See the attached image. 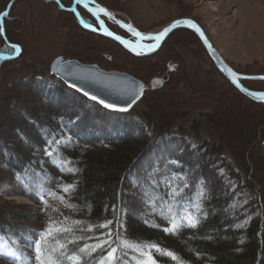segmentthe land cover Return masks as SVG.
I'll use <instances>...</instances> for the list:
<instances>
[{
    "label": "trees",
    "instance_id": "trees-1",
    "mask_svg": "<svg viewBox=\"0 0 264 264\" xmlns=\"http://www.w3.org/2000/svg\"><path fill=\"white\" fill-rule=\"evenodd\" d=\"M11 1L5 0L0 16ZM60 1L67 6L66 1ZM11 12L3 19L4 34L0 20V53L9 55L15 53L9 44L24 50L23 44L9 36ZM62 12L71 16L82 35L97 36L82 28L72 12ZM179 31L192 34L201 44L191 31ZM98 38L116 45L134 65L142 62L152 66L168 43L154 55L134 56L116 42ZM21 57L0 58V181L10 183L32 200L38 198L42 214L0 202V240L5 245L16 242L24 254L19 264L35 260L33 249L25 241L43 231L49 218L73 228L79 239L68 246L70 250L95 244L97 238L128 240L172 251L183 264H264V129L254 124L247 133L240 125L239 136H232L221 124L222 108L232 102L230 97L243 100V107L253 111L264 112V103L244 96L212 64L225 81V91L211 85L203 89L201 95L213 101V111H201L190 126L184 121L190 120V111L185 109L191 101H179L172 93L165 95L157 107L156 101L145 111L134 108L127 113L113 112L69 88L49 69L38 70L32 65L30 71L8 70ZM110 57L106 56L112 60ZM255 62L229 64L243 75L264 74L263 67ZM163 63L165 70L150 75L148 80L137 74L136 67L127 70L113 63L121 70L108 63H103L106 67L97 64L106 71L129 73L145 84L163 76L165 87L176 70ZM14 73H18L16 77ZM242 83L255 90L250 85L264 81ZM155 92L148 91L151 95ZM146 97L147 92L140 101ZM167 97L169 101H165ZM204 126L208 132L201 129ZM68 185L73 186L71 191L63 192ZM171 188L179 192L176 200L185 209H193L191 202L203 197V215L196 228L185 227L175 235L163 231L168 223L160 213L172 201ZM40 190L48 200L47 210L40 200ZM48 193L63 196L64 203ZM237 202L239 206L233 208ZM105 221H112L108 229L96 227ZM242 223L244 227H236ZM89 226L91 231L87 230ZM108 231L111 237L106 235ZM126 251L122 264H128L130 255L136 254ZM100 255L98 250L83 256L82 264H97ZM162 262L176 264L167 256ZM0 264L14 262L0 258Z\"/></svg>",
    "mask_w": 264,
    "mask_h": 264
},
{
    "label": "rangeland",
    "instance_id": "rangeland-1",
    "mask_svg": "<svg viewBox=\"0 0 264 264\" xmlns=\"http://www.w3.org/2000/svg\"><path fill=\"white\" fill-rule=\"evenodd\" d=\"M64 1L67 2V6L62 3L65 7L68 9L75 7L84 19L89 21V18L92 17L85 9L74 6L73 0ZM99 1L119 12L124 20H129L136 28L144 32H158L176 19H193L200 25L227 63L236 66L238 64L249 65L258 61L255 63L263 67L261 72L264 73V0ZM4 2L5 0H0L1 8ZM10 12L13 21L8 24L9 36L12 40L20 42L24 46L23 50L21 46L16 45L20 49L19 53L22 54V57L19 61L9 65L8 70L10 71H15V68H20L23 72L30 71L32 65L38 70H47L55 59L63 57L66 60H77L85 65L108 63L113 68L121 70L136 67L137 74L148 80L150 75L152 76L154 73L159 75L163 72L165 70V63L163 62H166L169 63L170 70H176L171 80L165 87H162L164 83L163 76L154 78L148 81L147 84L142 81L145 84L143 94L147 92V97L144 101L137 103L135 110L145 111L150 104H154L156 101L158 103L155 107H157L165 95L172 93L177 95L179 101L186 103L191 101L192 103L185 109L190 111L189 114L187 113L190 120L184 121L188 126L191 125L194 119L199 118L201 111H213V101L201 95L203 89L211 85L215 89L225 91V81L216 74L213 69L214 64L206 54L204 47L188 32H176L177 30L176 33L173 32L170 35L171 38L169 37L162 45L164 46L168 41L162 55L155 58L156 63L152 66L141 64L142 62H136L134 65L126 59L116 45L101 40L98 38L100 37L98 34H96L98 37L82 35L71 16L62 12V9L55 2L49 0H17ZM102 21L106 22L107 20L105 21L102 17ZM93 22L95 21L93 20ZM107 22L110 29L112 28L121 34L124 33L114 21ZM1 32H4V24H1ZM20 54L14 53L11 56L16 58ZM108 55L113 59L108 60L106 58ZM173 61L178 65L174 64ZM26 62L29 64L25 65ZM113 63L126 67H123V69L118 68ZM105 64L103 65L105 66ZM250 86L255 90L257 89L256 91H264L263 83L251 84ZM150 90H156L155 94L148 93ZM168 97V100L165 101H169ZM149 98H152V103H149ZM233 98L230 97L232 102L226 103L222 108L224 121L221 123L223 126L228 127L231 135L239 136L240 133L237 129L240 125L243 132L247 133L254 128L252 127L254 124L258 128L264 129V112L260 110L253 111V109L248 110L243 107V104H245L243 100ZM171 99L173 98L171 97ZM201 129L206 132L209 131L205 126ZM261 132H264V130H261ZM257 149L258 147L253 152H258ZM253 152L251 155H254ZM42 192H45V189H42ZM42 192L40 190L41 194H43ZM43 195L45 196V194ZM0 202H6L15 209L18 207L17 209L32 210L37 214H42L38 198L32 200L20 194L16 188L6 181H0ZM151 254L156 264H164L162 262L163 255L155 249H151ZM129 259L131 261L128 260V264H136L139 253L130 255Z\"/></svg>",
    "mask_w": 264,
    "mask_h": 264
},
{
    "label": "water",
    "instance_id": "water-1",
    "mask_svg": "<svg viewBox=\"0 0 264 264\" xmlns=\"http://www.w3.org/2000/svg\"><path fill=\"white\" fill-rule=\"evenodd\" d=\"M16 1L17 0L11 1L5 13H10L11 8ZM55 1L60 3L58 0ZM73 2L74 6L77 5L85 9L98 22L100 29L95 30L86 23L75 7L67 9L75 13L83 28L111 39L134 56L154 55L160 50L168 37L176 30L185 29L191 31L198 37L217 70L238 91H240V93L256 103H264V91L251 90L245 87L242 83L243 80L264 81V75L247 76L235 71V69L225 61L224 57L218 52L217 48L213 45L206 33L195 20L190 18H180L170 22L158 32H144L136 28L132 23V27L129 28V20H124L119 12L108 9L107 7L98 4L95 0H81L80 4H77L76 0H73ZM85 5L88 7L85 8ZM61 7L65 8L64 6ZM101 9H105L106 12L111 14V16L101 12ZM5 13L1 16L2 25ZM101 16L105 17L107 20L114 21L120 29L129 34L132 38H135V41L111 31L106 23L102 21ZM189 22L195 25V27H190ZM197 28L199 31L196 30ZM165 30H167L166 34L163 35L159 41L146 39V37L149 36L165 33ZM137 32L140 33L139 36L135 34ZM108 33H112V35H109ZM116 37H119L120 39H117ZM9 56L11 55L0 53V58L3 59H13L15 57L11 56V58H8ZM50 73L60 78L69 88L77 91L89 100L96 103H98L99 100H103L105 103L114 105L116 109H126L125 111L113 110L105 108L102 104L98 103L105 109L113 112H130L140 101L145 89V84L141 80L128 73L106 71L101 69L98 65H85L77 60H66L63 57H59L53 61L50 66ZM85 93L88 95H85ZM92 96L97 97V100L91 99Z\"/></svg>",
    "mask_w": 264,
    "mask_h": 264
},
{
    "label": "snow or ice",
    "instance_id": "snow-or-ice-1",
    "mask_svg": "<svg viewBox=\"0 0 264 264\" xmlns=\"http://www.w3.org/2000/svg\"><path fill=\"white\" fill-rule=\"evenodd\" d=\"M59 2V0H58ZM77 4L81 3V0H76ZM88 6L85 5V8ZM101 12H104L106 15L111 16L110 13L106 12L105 9H101ZM7 15V13H5ZM190 27H195V25L189 22ZM129 28L131 26H128ZM199 31V29H196ZM165 33L157 34L154 36L146 37V39H150L153 41H159ZM112 35V33H108ZM137 36L140 33H135ZM120 39L119 37H116ZM11 48L14 52L18 55L20 49L16 45H11ZM8 58H11L9 56ZM85 95H88L85 93ZM91 99L97 100V97L92 96ZM98 103L102 104L105 108L125 111L126 109H116L114 105L105 103L103 100H99ZM49 155L52 153L49 152ZM67 163V162H65ZM69 171H73V169L69 168ZM22 182L25 181V177L19 178ZM185 187L187 185L185 184ZM73 188L72 185H68L63 187L62 191L67 193L70 192ZM48 195L53 196L54 198L58 199L60 203H64L63 196H57L55 193H48ZM179 192L175 188H171L170 196L172 198V202H169V205L162 209L161 216L162 218L166 219L168 223V227L164 228L163 231L166 233L175 235L181 229L188 227V228H196L200 222V218L203 215V208H202V199L201 201H193V209H185L183 205L176 200L179 196ZM41 202L45 205V209L49 208L48 200L45 199L43 194L40 195ZM244 203H247L245 200ZM69 206V205H66ZM239 204L233 203L232 207L236 208ZM55 211V209H53ZM115 211V210H113ZM167 215H164V213ZM80 222H76L79 224ZM112 221H105L103 224L97 225L98 228L108 229ZM245 225L237 224L236 227L242 228ZM88 231L92 230V227L89 226L87 228ZM107 236L111 237V231L106 233ZM79 238L74 236V230L71 227L65 226L63 223L60 222H53L51 218H49V222L47 223L45 229L39 233H35L32 239H26V243L33 249L35 260L29 261L28 264H82V257L91 255L94 252L99 250L100 258L97 260V264H122V256L127 255L126 250H131L132 252L139 253V259L136 261V264H156V261L153 259L151 254V249H155L158 253L163 256H167L171 260L175 261L176 264H183L180 261L179 257L172 251L160 249L157 245H141L134 243L128 240H118L113 241L111 239L104 240L97 238V243L95 244H85L83 247L77 249H69L70 244H76V241ZM24 255L20 249L16 247V242H12L9 245H5L3 241H0V258H8L14 262V264H19L20 257Z\"/></svg>",
    "mask_w": 264,
    "mask_h": 264
},
{
    "label": "flooded vegetation",
    "instance_id": "flooded-vegetation-1",
    "mask_svg": "<svg viewBox=\"0 0 264 264\" xmlns=\"http://www.w3.org/2000/svg\"><path fill=\"white\" fill-rule=\"evenodd\" d=\"M98 4H100V5H103V3L102 2H100L99 0H95ZM89 18V17H88ZM90 20L88 21L87 19H85V21L88 23V24H90L92 27H94L96 30L97 29H100L99 28V24H98V22L95 20V19H93L92 17L91 18H89ZM105 19V21H106V18H104ZM93 20L95 21V22H93ZM107 21H109V20H107ZM105 22L106 23V25L108 26V22ZM108 28H109V26H108ZM110 29V28H109ZM112 29V28H111ZM110 29V30H111ZM113 30V32L115 31L114 29H112ZM111 30V31H112ZM114 33H117V34H119V35H122V36H126V37H129L128 35H126V33H119L118 31H115ZM130 38V37H129ZM134 40V39H133Z\"/></svg>",
    "mask_w": 264,
    "mask_h": 264
},
{
    "label": "bare ground",
    "instance_id": "bare-ground-1",
    "mask_svg": "<svg viewBox=\"0 0 264 264\" xmlns=\"http://www.w3.org/2000/svg\"><path fill=\"white\" fill-rule=\"evenodd\" d=\"M130 26H131V25H130ZM131 27H132V26H131ZM169 37H170V36H169ZM169 37H168V38H169ZM159 52H160V51H159ZM218 52H219V50H218ZM49 71H50V68H49ZM54 76H55V75H54Z\"/></svg>",
    "mask_w": 264,
    "mask_h": 264
}]
</instances>
